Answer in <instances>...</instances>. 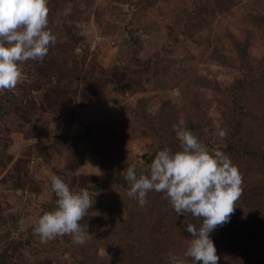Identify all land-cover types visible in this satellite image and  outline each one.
<instances>
[{"label": "rangeland", "instance_id": "1", "mask_svg": "<svg viewBox=\"0 0 264 264\" xmlns=\"http://www.w3.org/2000/svg\"><path fill=\"white\" fill-rule=\"evenodd\" d=\"M55 9L54 53L25 61L17 85L0 89V264H119L140 257L144 241L150 263L169 264V251L182 257L188 246L190 220L178 221L163 192L162 211L142 216L105 182L151 154L174 116L179 127L205 123L210 150L241 137L264 152V0H70ZM231 109L251 130L228 132ZM53 174L89 190L83 244L33 233L56 207ZM243 174L251 186L217 264H264V176ZM164 235L169 246L157 251Z\"/></svg>", "mask_w": 264, "mask_h": 264}, {"label": "clouds", "instance_id": "2", "mask_svg": "<svg viewBox=\"0 0 264 264\" xmlns=\"http://www.w3.org/2000/svg\"><path fill=\"white\" fill-rule=\"evenodd\" d=\"M48 0H0V89H12L23 76L25 61L43 60L57 41L49 25ZM180 150L165 146L147 170L137 164L126 167L127 195L147 203L150 191L163 192L177 215L185 212L201 217L198 224L183 226L190 233L188 246L179 257L169 251V264H217L219 256L210 235L218 225L230 220L242 192L239 168L227 153L210 150L191 130L173 124ZM218 136L226 135L218 129ZM56 207L45 211L33 228L41 243L64 234L73 243L83 244L91 236L87 216L93 201L87 188L76 191L63 177L51 175Z\"/></svg>", "mask_w": 264, "mask_h": 264}, {"label": "trees", "instance_id": "3", "mask_svg": "<svg viewBox=\"0 0 264 264\" xmlns=\"http://www.w3.org/2000/svg\"><path fill=\"white\" fill-rule=\"evenodd\" d=\"M69 1L70 0H53L51 2V8L54 11L52 10L50 12L51 14L48 15V18H49L48 27L52 30L53 33H55V27H54V14L56 10L55 8H58L62 3H67ZM53 48H54V45L50 47L48 54L43 58L42 61H44L45 59H47L49 56H51L54 53ZM243 51L244 50H242V53ZM241 87H247V85L243 84V86ZM238 105L240 108H244V105L242 104H238ZM241 112H242L241 110L239 111L237 109H231L229 111L228 117L230 120H225L226 122H224L225 126L228 128V132L244 134V130H243L244 128H248L251 130L249 126L247 127L249 120L243 119L240 116ZM185 122L186 123H185L184 128H187L191 130L192 132L194 128L195 131L193 133L210 149L211 148L210 143L207 141L206 138L202 136V134L204 135L205 133V128H206L205 123L198 125V121L196 123L194 120L189 119V118ZM178 123H179L178 119L174 116L171 119V124L178 125ZM158 132H159V135L157 134L155 138V146L153 148V152L151 154H148L145 159L140 157L138 161H130L129 165L132 163H136L138 170L146 171L148 165L151 163L156 153L159 150L163 149L165 146L169 147L172 151L180 150L181 142L178 136L176 135L175 130L173 129V125L171 128H168V129L166 128L165 130H158ZM220 148H222V151H224V153H227L230 156L232 162L238 166L240 174L243 177L242 192L239 198L237 199L240 201L241 198H244V196L247 194V189L251 186L250 182L245 177L243 172L248 173L250 170L256 173L258 172L259 176L261 177L264 176V152L261 154H257L255 151L250 150L249 147L244 145V140L241 137L237 141L233 140V143L232 141H230L227 145H221ZM125 176H126V172L117 176V178L109 179L108 182H105V185L109 183V184H112L110 186H112L113 188H117V194H119L120 201L123 205L127 206L131 211L141 212L142 216L148 213L155 214V213L162 211L163 207L159 206V200L157 198L158 195L161 194V192L150 191L147 194V203L144 206H140L138 204V201L135 198L129 197L127 195V191L130 185L128 181L125 179ZM236 206L234 205V207ZM239 209H240V204L237 206L235 210H233L232 213L229 214L230 220L222 225H218L215 228V230L210 234L212 236V239L215 243L217 250L221 249L224 245H226L230 238H233L231 231H234L236 224H238L236 222V218H237V215L240 214ZM172 211H174V209H172ZM134 212H131V213L135 214ZM175 217H180L178 220L179 222L181 219H185V221L190 220L189 222L193 224H198L202 219L201 217H195L191 213H188V212H185L184 214H181V215H177V213L175 212ZM167 226H170V225H167ZM162 237L163 238H161V240L158 239L156 241L155 247H154V244H152V246L156 248L157 251L165 250L169 246L168 244L169 238L166 235ZM140 248L142 250L141 251L142 255L140 257H135V260L133 259L129 262L120 261L122 263H119V264H154V263L149 262L144 252L146 250L151 252V244L149 242L147 243L144 241L142 243V246H140ZM162 264L164 263L162 262ZM248 264H254V263L249 261Z\"/></svg>", "mask_w": 264, "mask_h": 264}]
</instances>
